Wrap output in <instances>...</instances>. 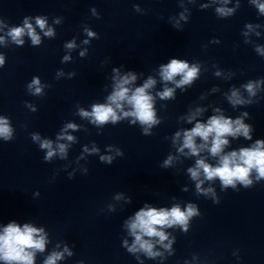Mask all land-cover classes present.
<instances>
[{
	"label": "clouds",
	"instance_id": "clouds-1",
	"mask_svg": "<svg viewBox=\"0 0 264 264\" xmlns=\"http://www.w3.org/2000/svg\"><path fill=\"white\" fill-rule=\"evenodd\" d=\"M258 7L264 12V4H260ZM230 11L224 8L217 9V12L221 15H227ZM45 23L44 19L39 17L36 19V24L41 29L45 28ZM25 29L31 37L33 44H39L40 37L36 34L27 18L24 19L23 27L10 28L8 35L16 43L22 44L23 41L20 37L24 34ZM45 35H53L52 29H48ZM88 35L92 36L93 33L88 32ZM2 39L0 37V40ZM73 46V44L67 45L69 48ZM65 59L68 58L65 57ZM2 64L3 58L0 57V65ZM197 73L198 68L196 66L189 67L186 62L177 59H172L170 63L162 65L160 68L161 78L164 81H174L177 87L190 84ZM177 76L180 77L178 81L175 80ZM135 80L136 76L133 74L115 78L114 90L108 97L109 103L93 105L91 112L81 110L80 114L84 117H91L94 123L104 124L109 120L115 123L120 117L116 115L114 108L122 110V104L126 103L131 106L132 110L123 112V116H133L141 124L147 125L148 127L158 123L153 110V97L147 91L153 87L156 81L149 78L143 86L136 87L134 90L127 87ZM39 85V79H33L28 87L29 89L34 88V94H40L41 87ZM255 87L256 85L252 82L245 85L247 92L253 96L256 94ZM173 91L172 88L166 87L158 95L162 99L169 98L172 97ZM229 99L234 106L244 103L240 94L235 90L232 91ZM193 119H195V116H190L189 122ZM67 127L74 128L75 125L69 124ZM250 130V126L244 124L241 119L232 120L223 115H213L208 119L207 123L197 122L193 128L184 131L183 144L179 149L180 152L188 149L189 154L198 156L202 149L207 148L212 156L219 158L216 166L206 163L204 159H197L195 167L188 169L191 178L197 181L198 191L201 190L200 185L204 182L200 179L202 173L204 178L209 181L214 178H219L223 188L228 186L235 188L236 181L248 187L252 184L249 175L253 169L258 174V180L264 178V141L257 140L252 147L241 148L239 151H231L227 154L223 153L224 147L229 143L226 137L242 135L247 139H251ZM11 133L12 130L8 126L7 119L0 118V136H3L7 140L11 138ZM180 135L177 132L176 138L179 139ZM197 137L204 143L198 146L196 143ZM32 138L33 140L40 139L38 135H33ZM60 138H66L69 141L73 140L72 136L58 137V139ZM40 148L48 150L45 157L46 160L51 159L56 154V149H53L50 140H43L40 143ZM57 148L62 156L66 153L65 144H58ZM101 159L111 163L110 157H101ZM170 162L171 157L165 161V165H168ZM207 191L211 192L212 189H208ZM195 215H198V212L193 205H189L186 211H181L179 206H174L171 209L142 208L136 212L134 219L128 225L131 234L135 237V242L129 251L134 252L137 250V246H139V249H142L150 257L157 255L152 250L153 244L151 241L144 239V237H158L159 242H163L167 239V236L160 230L161 228L179 224L185 226V231H187V221ZM45 244L46 237L43 235V229L32 227L30 224H24L21 227L15 222H11L0 232V260L7 262V264H34L36 251L43 252ZM165 247H168V245H165ZM61 257L62 253L53 252L47 257L44 264H56V261Z\"/></svg>",
	"mask_w": 264,
	"mask_h": 264
}]
</instances>
